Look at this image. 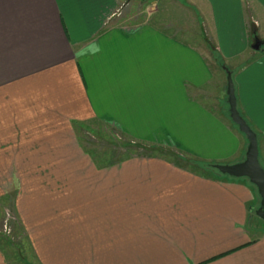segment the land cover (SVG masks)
<instances>
[{"label":"crops","instance_id":"crops-1","mask_svg":"<svg viewBox=\"0 0 264 264\" xmlns=\"http://www.w3.org/2000/svg\"><path fill=\"white\" fill-rule=\"evenodd\" d=\"M179 1L195 21L127 19L124 0H0V198L39 264H264L249 181L161 156L96 163L80 141L102 123L197 162L239 161L230 70L264 160V0Z\"/></svg>","mask_w":264,"mask_h":264},{"label":"rangeland","instance_id":"rangeland-1","mask_svg":"<svg viewBox=\"0 0 264 264\" xmlns=\"http://www.w3.org/2000/svg\"><path fill=\"white\" fill-rule=\"evenodd\" d=\"M153 3L154 2L151 0H124V17L127 19H133L134 21L147 20L154 17L155 20L159 21H172L176 26L180 25V22L186 19L184 18V15H187L188 19L193 21H195L193 18H198V15H195L194 10L191 11V9H188V11L185 12L183 1L160 0L159 3ZM193 24H197V22H193ZM193 31L196 33V28H193ZM224 77L227 84V76ZM210 90L213 91V94L211 93L210 96H212L215 101L221 102L216 97L215 91L211 88ZM212 97H209V99H212ZM222 105L223 107L225 106L226 113L228 114L227 110L229 108L226 104V101H222ZM238 109L239 111L241 110L240 107H238ZM243 116L245 117L244 114ZM245 119L247 120L246 117ZM247 122L253 129V125L249 121ZM78 134L85 152L96 163H120L133 157L161 156L170 160H174L176 163L183 164L184 166L192 169L194 172L212 177L218 176L217 173H215L216 170L207 169V167L203 165L204 162H197L187 159L180 156L179 154H176L174 151L162 150L160 148L141 144L126 137L123 133L110 125H105L102 123L86 124L80 127ZM242 135L246 139V136L244 134ZM258 138L260 139V136ZM245 155L241 157L239 161L211 164H237L244 161ZM260 163L264 168V160L261 159V157ZM225 177L230 178L228 176ZM242 179L247 180L245 178ZM255 193L256 200L253 204V213L251 215L250 227L256 229L258 231V235L262 236L264 234V220L256 215V211L260 206V196L257 189ZM8 213L12 216L10 219H7ZM0 250L5 254L8 264H39L32 249L28 245L26 231L22 225V222H20L18 218L13 201L9 197L0 198Z\"/></svg>","mask_w":264,"mask_h":264},{"label":"water","instance_id":"water-1","mask_svg":"<svg viewBox=\"0 0 264 264\" xmlns=\"http://www.w3.org/2000/svg\"><path fill=\"white\" fill-rule=\"evenodd\" d=\"M147 1V0H143ZM155 1V0H152ZM261 43L257 42L254 46L255 50H259ZM227 72V101L229 105V115L232 122L238 127L247 139L248 146L245 159L243 162L233 165H213L221 175L235 179H247L253 185L260 196V206L256 211V215L264 220V168L260 163V150L258 134L252 129L247 120L242 116L238 109L236 90L232 72Z\"/></svg>","mask_w":264,"mask_h":264},{"label":"trees","instance_id":"trees-1","mask_svg":"<svg viewBox=\"0 0 264 264\" xmlns=\"http://www.w3.org/2000/svg\"><path fill=\"white\" fill-rule=\"evenodd\" d=\"M203 165H204L205 167H207V169H209V170H210V169H214V168H213V164H211V163H209V164H208V163H205V164L203 163ZM209 170H208V171H209ZM215 173H217V175L219 176V178H220V177H221V178H222V177H225L224 175H221L217 170H216ZM215 175H216V174H215ZM218 176H217V177H218Z\"/></svg>","mask_w":264,"mask_h":264},{"label":"built area","instance_id":"built-area-1","mask_svg":"<svg viewBox=\"0 0 264 264\" xmlns=\"http://www.w3.org/2000/svg\"><path fill=\"white\" fill-rule=\"evenodd\" d=\"M8 217H7V219H10L12 216L8 213V215H7Z\"/></svg>","mask_w":264,"mask_h":264}]
</instances>
